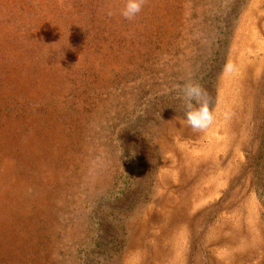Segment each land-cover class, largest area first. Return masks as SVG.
I'll list each match as a JSON object with an SVG mask.
<instances>
[{
	"label": "rangeland",
	"instance_id": "rangeland-1",
	"mask_svg": "<svg viewBox=\"0 0 264 264\" xmlns=\"http://www.w3.org/2000/svg\"><path fill=\"white\" fill-rule=\"evenodd\" d=\"M122 7L0 0V264H264V0Z\"/></svg>",
	"mask_w": 264,
	"mask_h": 264
},
{
	"label": "clouds",
	"instance_id": "clouds-1",
	"mask_svg": "<svg viewBox=\"0 0 264 264\" xmlns=\"http://www.w3.org/2000/svg\"><path fill=\"white\" fill-rule=\"evenodd\" d=\"M147 0H123V7L120 9V15L133 20L142 11ZM108 15H113L112 11ZM233 66L228 65L226 71H232ZM178 90L179 99L183 103V121L186 126L195 132L207 130L214 121V114L210 108L212 97L207 90L194 78L189 76L183 83L173 86Z\"/></svg>",
	"mask_w": 264,
	"mask_h": 264
}]
</instances>
